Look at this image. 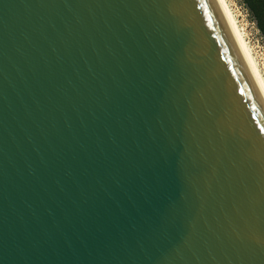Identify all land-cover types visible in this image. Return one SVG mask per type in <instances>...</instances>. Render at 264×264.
<instances>
[{
    "label": "water",
    "instance_id": "obj_1",
    "mask_svg": "<svg viewBox=\"0 0 264 264\" xmlns=\"http://www.w3.org/2000/svg\"><path fill=\"white\" fill-rule=\"evenodd\" d=\"M0 264H264V101L215 0H0Z\"/></svg>",
    "mask_w": 264,
    "mask_h": 264
},
{
    "label": "bare ground",
    "instance_id": "obj_2",
    "mask_svg": "<svg viewBox=\"0 0 264 264\" xmlns=\"http://www.w3.org/2000/svg\"><path fill=\"white\" fill-rule=\"evenodd\" d=\"M225 23L230 31L232 39L256 85L263 101H264V76L261 72L259 64L249 46L246 36L241 29L231 5L227 0H215Z\"/></svg>",
    "mask_w": 264,
    "mask_h": 264
},
{
    "label": "rangeland",
    "instance_id": "obj_3",
    "mask_svg": "<svg viewBox=\"0 0 264 264\" xmlns=\"http://www.w3.org/2000/svg\"><path fill=\"white\" fill-rule=\"evenodd\" d=\"M227 1L232 7L236 19L246 36L249 46L264 76V35L258 26V22L244 0Z\"/></svg>",
    "mask_w": 264,
    "mask_h": 264
},
{
    "label": "trees",
    "instance_id": "obj_4",
    "mask_svg": "<svg viewBox=\"0 0 264 264\" xmlns=\"http://www.w3.org/2000/svg\"><path fill=\"white\" fill-rule=\"evenodd\" d=\"M244 2L255 16L258 26L264 35V0H244Z\"/></svg>",
    "mask_w": 264,
    "mask_h": 264
}]
</instances>
